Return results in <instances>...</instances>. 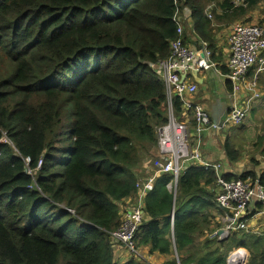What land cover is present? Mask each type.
Here are the masks:
<instances>
[{
  "label": "trees",
  "instance_id": "16d2710c",
  "mask_svg": "<svg viewBox=\"0 0 264 264\" xmlns=\"http://www.w3.org/2000/svg\"><path fill=\"white\" fill-rule=\"evenodd\" d=\"M263 1L0 0V264H118L111 233L140 170L153 174L160 160L157 128L169 112L155 66L180 36L175 18L185 44L190 26L217 61L213 24L248 19ZM173 111L194 132L179 97ZM225 149L240 162L230 139ZM224 178L264 185L253 170ZM172 180L158 176L147 197L139 247L171 257L164 264H226L243 247L248 264H264V232L209 239L223 227L213 170L187 165L176 196Z\"/></svg>",
  "mask_w": 264,
  "mask_h": 264
},
{
  "label": "built area",
  "instance_id": "2783aa9c",
  "mask_svg": "<svg viewBox=\"0 0 264 264\" xmlns=\"http://www.w3.org/2000/svg\"><path fill=\"white\" fill-rule=\"evenodd\" d=\"M179 38L172 44V55L169 59L155 66L157 73H161L162 81L165 83L168 95L182 96L188 111H192V118L196 122L195 134L198 142L192 140L189 126L175 118L172 106H168L170 118L168 122L157 129L158 156L150 167L157 176L171 175L172 182L169 184L170 191L177 194V185L181 173L185 170L186 163L193 162L194 166H201L205 170H213L217 177L216 181V203L223 211L225 226L219 231L209 235L211 240H226L235 232L251 233L249 222V208L255 202L264 206V186L259 179H237L228 181L224 178V169L220 163L207 161L201 151L200 140L204 132L214 129L219 131L221 127L211 121L209 114L201 104L193 103L191 95L195 93V87L188 88L183 85V79L191 73L192 66L205 68L210 71L216 65L207 61L199 60L201 53L210 55L208 42L200 43V49L194 51L183 40V28L179 27ZM202 45L204 51L202 50ZM231 56L228 65L232 73L228 75L232 81L233 100L230 103L229 115L223 122V127H241L249 116L250 108L254 102L261 98L259 88L255 83L249 84L246 93L253 95L249 100L238 101L240 92L245 89L247 72L255 63L259 62L264 67V25L238 22L234 25L230 36ZM209 58V57H208ZM209 60V59H207ZM255 76L259 80V74ZM155 176H150L147 182L136 185V195L129 203V208L122 211L121 226L111 233L112 243L117 247H124L133 258L140 256V249L136 241V234L143 224V210L147 197L155 190ZM259 216H264V211H257ZM171 226H174L175 212L171 215ZM249 254L243 247L233 248L226 259V264H247Z\"/></svg>",
  "mask_w": 264,
  "mask_h": 264
},
{
  "label": "crops",
  "instance_id": "0c3cea01",
  "mask_svg": "<svg viewBox=\"0 0 264 264\" xmlns=\"http://www.w3.org/2000/svg\"><path fill=\"white\" fill-rule=\"evenodd\" d=\"M191 23H192L191 20L188 21V24H191ZM236 23H238V21ZM236 23H234L233 26ZM213 27H214V30H213L214 41H216L217 43L216 45L217 47L215 48V55L217 57V61H214V62L217 63L216 65L220 70V74L225 75L223 71V67L228 70L227 68V61L229 57L228 40H227V46H222V45L218 46V39H220L224 33L225 34L229 33L232 25L221 26L219 24H213ZM188 29L190 33L188 35L187 45L194 51H198L200 49V43L203 42L204 40H201V38L198 37L197 32L193 30L190 26L188 27ZM215 29L217 30V32ZM220 31H223V32L221 34L220 33L218 34V32ZM219 44H223V42ZM257 69L258 68H254L250 71L249 73L250 78L255 75V73L257 72ZM212 76L216 77L218 80H222L223 89L214 95H208L204 92L203 88L208 86V83ZM186 82L188 84H196L198 86L197 93L191 96L192 101L193 103L201 104L209 112L211 118L213 117V115H219L223 113L224 111L226 112V114L228 113L230 109V103H229L230 101L228 97L230 92L227 86V84H229L228 80L215 74L213 71H203V72H198V73L197 72L189 73L188 76L186 77ZM258 88H259L261 98L255 101L253 104L254 109H255L253 110V115L257 112L255 115L258 118V122H260V120H262L264 117V90H262L264 89V72H261L259 74ZM246 94H247V97H249V93H246ZM192 140L196 142V137L194 133L192 135ZM202 142H203L202 152H203L204 158L211 163L222 164L223 169H224V175L231 174L234 176H239L245 173V170L243 169L242 161L238 163H232L228 160L227 158L228 155L225 149L226 135L222 131L209 130L202 137ZM258 208H259L258 204H255L253 207H251L252 214L256 213V211H258ZM214 213L215 215H217L216 211H214ZM248 217H249V222H250V228L254 229V232H256V230L260 232L261 230L264 229V216L263 217L259 216L258 213L256 214V216H253L249 213ZM217 224H222L223 225L222 228H224L225 222H224L223 212L222 214H219L218 217L215 219V225ZM221 229H218L217 231ZM139 249H140V256L137 258H133L127 253L124 247H117L115 250L116 262L118 264H126L134 259L137 262L145 263V264H164L171 259V257L167 255L151 253L150 248L148 246H144V247L142 246V247H139Z\"/></svg>",
  "mask_w": 264,
  "mask_h": 264
},
{
  "label": "rangeland",
  "instance_id": "374dc122",
  "mask_svg": "<svg viewBox=\"0 0 264 264\" xmlns=\"http://www.w3.org/2000/svg\"><path fill=\"white\" fill-rule=\"evenodd\" d=\"M210 9L211 7H209L206 10L205 15L210 16L211 14ZM247 18L248 19H245L244 17L243 19H240L237 21L241 23L245 22V23H253V24H264V1L256 8V10L251 12ZM222 32L223 31H220L218 32V34L219 33L221 34ZM228 35L229 33H226V34L224 33L223 36L220 39H218V46L219 45L227 46ZM222 42L223 44H219ZM222 89H223L222 80H218L216 77H213V76L211 77L208 83V86L203 88L204 92L208 95H214L217 92L221 91ZM253 110H255L254 106L252 107L250 113L248 114L249 116L247 117L246 121L241 127H237V128L231 127V128L223 129L221 131L226 135V141L227 139H230L231 143L238 149L239 151L238 153H240L242 157L240 161L243 162L242 165H243V169L245 170V173L253 170L254 172H257L258 174L263 175L264 147L261 148V146L259 145L254 146V144L257 143L260 139H262V137H264V117L262 120H260V122H258V118L255 115L257 112L253 115ZM212 119L214 120V117H212ZM185 123L191 129V124L187 122ZM260 141L264 144V139ZM251 158H256L259 161V165H254L251 161ZM150 171L151 170H148L145 167H143L140 170V179L145 180V178H149L150 176H152L153 174L150 173ZM128 201H127L128 203L126 202L122 206L123 210L129 208V203L132 204V200H128ZM263 231L264 229L261 230L260 232H263ZM254 233H256L254 232V229H251L250 234H254Z\"/></svg>",
  "mask_w": 264,
  "mask_h": 264
},
{
  "label": "bare ground",
  "instance_id": "6f19581e",
  "mask_svg": "<svg viewBox=\"0 0 264 264\" xmlns=\"http://www.w3.org/2000/svg\"><path fill=\"white\" fill-rule=\"evenodd\" d=\"M175 21L178 22V24L184 29L183 24L180 23L176 18H175ZM233 28H234V26H232V28H231V30H230V32H229V37H228V46H229V57H228V60H229V58H230V56H231V53H232L229 44H230V36H231V34H232ZM202 43L204 44V43H206V42L203 41ZM202 50L204 51V47H203V45H202ZM208 50L210 51L211 54H210V55H205V54L201 53V54L199 55V60H201V61H207V64H208V65H211V64H212V61H213L214 53H213V51L211 50L210 45H208ZM208 57H209V58H208ZM207 59H209V60H207ZM216 64H217V63H216ZM158 66H159V65H158ZM255 67L258 68V69H257V72L262 71V69L264 68V67H262V66L260 65L259 62L255 63V65H254V67H253L252 69H254ZM191 68H192V69H191V73H192V72H197V73H198V72H203V71L205 70V68H200V67H198V66H192ZM227 68H228V73L225 74V75H221V74H220V70H219V68L217 67V65H215L214 67H212V68L210 69V71H213L215 74H217V75L223 77L224 79L228 80V82H229L230 85H231V91H230L228 97H229V101L232 102V100H233V95H234V94H233V88H234V85H233L232 81L230 80V78L228 77V75L232 73V70L230 69V67H229V65H228V61H227ZM252 69H250V70L247 72V74H246L247 83H246L245 89H243V91L240 92V94H239V96H238V101H241V99H246V98L249 100L250 98H252V97L254 96V94H253V95L247 97L246 89L248 88V85H249V84L255 83L256 86H259V80L256 78V76L254 75V76L251 77V78H250V76H249V73H250V71H251ZM159 74H160V79H162V77H161V73H159ZM187 76H188V75H187ZM187 76H185V78L183 79V85H184L185 87H188V88L195 87V93H197V91H198V86H197L196 84H188V83L186 82V77H187ZM195 93H194V94H195ZM194 94H192V95H194ZM192 95H191V96H192ZM166 96H167V103H168V106H169V105L172 106V112H173V115H174V111H173V101H174V99H175L176 97H179V98H180L181 102L183 103V108H184L185 112L188 113V114L190 115L192 121H194V123H195V128H196V122H195V120L192 118V111H188V110H187L186 103H185L183 97H182V96H179V95H178V96L168 95V94H167V91H166ZM251 109H252V107L250 108V111H251ZM206 111H207V110H206ZM229 112H230V111H229ZM229 112H228L226 115L223 116L220 125H217L216 123H214L215 125L221 127V129H220L219 131H221V130H223V129H227V128H229V126H228V127H223V128H222V126H223V122H224V120L228 117ZM207 113L209 114L208 111H207ZM249 113H250V112H249ZM249 113H248V114H249ZM174 117H175V115H174ZM209 117H210L211 121H213V119L211 118L210 114H209ZM169 118H170V114H169ZM175 118H176V117H175ZM161 127H163V126H161ZM158 128H159V127H158ZM158 128H157V129H158ZM191 130H192V129L189 128V133H191V135H193V133H194V135H195V137H196V142H198L199 140H198V137H197L196 134H195V129H194V132L191 131ZM211 130H214V129H211ZM208 131H209V130H208ZM208 131L204 132L203 136H204ZM215 131H216V130H215ZM200 142H201L202 145H203L202 139L200 140ZM202 145H201V151H202ZM155 154L158 156V136H157V146H156V148H155ZM158 157H159V156H158ZM28 162H29V160H28ZM194 164H195V163H193V162L186 163L185 166H184V168L187 167V165H194ZM41 166H42V161H40V163H39V165H38V169H39ZM198 167H201V166L198 165ZM201 168H202V167H201ZM203 169H204V168H203ZM207 170H208V169H207ZM29 173L32 174V171H30ZM152 176H155V180H154V185H155V181H156V179H157L158 176H157L155 173H153ZM148 180H149V178H145V180H143V179H138V181H139L140 183H142V182H147ZM263 186H264V185H263ZM168 188H169V187H168ZM169 190H170V188H169ZM255 204L262 205V204H260V203H258V202H255V203L252 205V207H253ZM263 207H264V206H263ZM263 211H264V210H263ZM249 213H250V214L252 213L251 208H249ZM256 214H257V213H256ZM256 214L253 215V216H256ZM251 215H252V214H251ZM254 234H257V235H258V234H260V233L256 232V233H254ZM248 254H249V253H248ZM249 258H250V255H249ZM249 258H248V261H249ZM247 264H248V263H247Z\"/></svg>",
  "mask_w": 264,
  "mask_h": 264
},
{
  "label": "water",
  "instance_id": "95a60500",
  "mask_svg": "<svg viewBox=\"0 0 264 264\" xmlns=\"http://www.w3.org/2000/svg\"><path fill=\"white\" fill-rule=\"evenodd\" d=\"M224 115H226L225 111L223 113L219 114V115H213L214 123H216L217 125H220L221 120H222ZM219 233L222 234V231H219Z\"/></svg>",
  "mask_w": 264,
  "mask_h": 264
},
{
  "label": "clouds",
  "instance_id": "9594fccd",
  "mask_svg": "<svg viewBox=\"0 0 264 264\" xmlns=\"http://www.w3.org/2000/svg\"><path fill=\"white\" fill-rule=\"evenodd\" d=\"M207 42V41H206ZM210 44V43H209ZM214 61V60H213Z\"/></svg>",
  "mask_w": 264,
  "mask_h": 264
}]
</instances>
